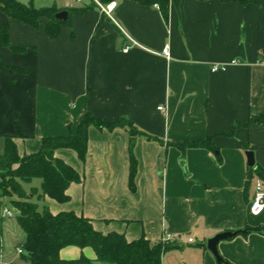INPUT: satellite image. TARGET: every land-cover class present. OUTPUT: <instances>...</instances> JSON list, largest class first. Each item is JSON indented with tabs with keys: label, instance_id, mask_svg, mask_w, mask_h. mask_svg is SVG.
<instances>
[{
	"label": "crops",
	"instance_id": "0c3cea01",
	"mask_svg": "<svg viewBox=\"0 0 264 264\" xmlns=\"http://www.w3.org/2000/svg\"><path fill=\"white\" fill-rule=\"evenodd\" d=\"M17 1L36 9L55 5L72 16L51 37L47 17L34 27L0 7V39L2 26L9 28L8 45H0V148L12 137L21 156L35 153L44 137L76 134L87 112L129 118L161 140L136 137L131 182L130 133L91 126L84 161L72 149L55 151L81 175L68 189L70 200L45 196L39 207L73 211L95 230L129 241L182 238L163 254V264H218L207 246L211 237L264 229V211L250 212L257 177L248 184L246 156L252 150L264 170V124L245 126L252 115L264 116V0H170L168 21L156 5L135 0ZM111 1L112 17L102 8ZM129 38L137 45L124 51ZM222 63L227 70L212 71ZM208 138L215 150L175 146ZM15 226L0 216V264H29L17 252L21 246L5 247ZM218 248L227 264H264L258 231ZM82 254L96 258L91 247L60 251L65 260Z\"/></svg>",
	"mask_w": 264,
	"mask_h": 264
},
{
	"label": "trees",
	"instance_id": "16d2710c",
	"mask_svg": "<svg viewBox=\"0 0 264 264\" xmlns=\"http://www.w3.org/2000/svg\"><path fill=\"white\" fill-rule=\"evenodd\" d=\"M144 5H156L166 21L170 14V0H135ZM245 5L258 3L259 0H225ZM1 9L11 18L20 19L34 27L39 26V19L47 17L45 25L47 34L51 37L59 35L60 26L69 23L72 10H69L67 21L56 19L60 11L55 5L48 8L36 9L17 0H0ZM8 24L1 29L0 45H8ZM4 68H6L3 65ZM264 124L263 115H252L246 127L253 124ZM238 125V124H237ZM76 134L66 136H49L42 139L39 151L21 156L16 142L12 137L5 138L4 151L0 153V209L2 198L18 196L13 200V206L18 210L17 222L25 233V240L21 244V258L29 264H163V254L178 245L175 242L159 240L151 242L145 237L129 241L119 233L103 234L95 230L91 219L78 215L73 211H63L57 214L45 206L42 210L37 204L32 203L24 189V184H30L34 179H41V196L50 197L60 203L70 200L68 189L74 182L81 180L79 172L63 159L55 156V151L68 148L77 152L81 160H85L88 150V130L94 126L100 130H114L117 127L125 128L130 133V181L133 182L137 173V161L133 147L138 135L147 139L161 141L159 138L139 130L134 123L126 117L115 119H100L87 112L76 123ZM175 146L185 150L187 148L216 147L211 139L196 141L175 142ZM248 184L254 177L264 181V170L258 166H249ZM1 216V212H0ZM264 234L262 227L250 228ZM68 246L80 248L91 247L96 258L91 259L82 254L79 258L65 260L60 256V251ZM228 264H232L229 263Z\"/></svg>",
	"mask_w": 264,
	"mask_h": 264
},
{
	"label": "built area",
	"instance_id": "2783aa9c",
	"mask_svg": "<svg viewBox=\"0 0 264 264\" xmlns=\"http://www.w3.org/2000/svg\"><path fill=\"white\" fill-rule=\"evenodd\" d=\"M117 6L116 1H111L109 3H107L105 6H102L104 12L109 15L110 17H112V13L114 12L115 8ZM130 39V44H127L124 47V51H128L131 46L133 45H137V42H135L133 39ZM163 54L166 56H169V47L166 46L163 50ZM238 61L237 60H232L229 64H237ZM229 64L226 63H222V64H214L212 66V71L216 72V71H225L227 70V67ZM160 110L163 109V107H159ZM254 187H255V191H254V195L252 198V201L250 203V212L253 215H260L263 211H264V181L257 177L254 183ZM15 212L10 210L7 207H4L2 209V217L4 218H11L15 216V213L18 214V210L14 207ZM182 238L180 237H175L172 235H167L166 238L164 239V241H170V242H179L181 241ZM190 241H192V239H190ZM18 253L21 254L22 253V249L19 248L18 249Z\"/></svg>",
	"mask_w": 264,
	"mask_h": 264
},
{
	"label": "rangeland",
	"instance_id": "374dc122",
	"mask_svg": "<svg viewBox=\"0 0 264 264\" xmlns=\"http://www.w3.org/2000/svg\"><path fill=\"white\" fill-rule=\"evenodd\" d=\"M28 1V0H26ZM4 149L0 148V153H3ZM2 173H5L4 171H0V180H2L1 178V174ZM41 179L39 178H36L34 179L30 184H24V189L26 191V194L28 195V197L31 198V201L32 203L34 204H37L38 207H39V199L42 197L41 196ZM19 197L18 196H13V197H4L2 198V205H3V208L4 207H7L9 208L10 210L14 211L15 212V209H14V206H13V200H16L18 199ZM45 206L43 207H39L40 210H42ZM48 207V206H47ZM16 218H17V214L15 213V216L14 217H11V218H8L9 221H11L13 223V225L15 226L16 224ZM16 228H14L13 231H11L9 234H5L4 236V244H5V247L6 249H10L12 246L14 247V249L16 250V246H21L22 244V240L24 239L25 237V233L24 231L19 227V226H15ZM18 252V250H17Z\"/></svg>",
	"mask_w": 264,
	"mask_h": 264
},
{
	"label": "water",
	"instance_id": "95a60500",
	"mask_svg": "<svg viewBox=\"0 0 264 264\" xmlns=\"http://www.w3.org/2000/svg\"><path fill=\"white\" fill-rule=\"evenodd\" d=\"M68 18H69V12L67 10L59 11L56 14V19H58L60 21H67ZM246 156H247L248 165L254 166L255 165V154H254V152L252 150H249L246 152ZM248 231H249L248 229L236 230V231H226L223 233L216 234L215 236L211 237L207 241V246L210 249V251L212 252V254L215 256V258L217 259L218 264H227L225 259L222 257V255L219 251V248H218V244L220 243V241L232 238L241 232L247 233Z\"/></svg>",
	"mask_w": 264,
	"mask_h": 264
}]
</instances>
